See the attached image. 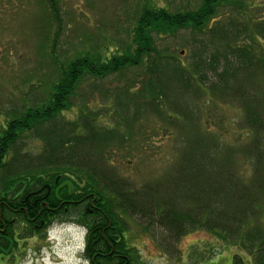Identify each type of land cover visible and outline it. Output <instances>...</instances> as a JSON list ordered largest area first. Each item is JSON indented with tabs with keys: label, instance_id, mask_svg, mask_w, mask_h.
Segmentation results:
<instances>
[{
	"label": "trees",
	"instance_id": "obj_1",
	"mask_svg": "<svg viewBox=\"0 0 264 264\" xmlns=\"http://www.w3.org/2000/svg\"><path fill=\"white\" fill-rule=\"evenodd\" d=\"M38 1L41 53L50 41L52 53L45 57L42 53L44 72L39 76L38 71V81L30 84L36 93L45 89L46 94L29 95L4 113L0 252L18 243L12 240L15 228H22L27 236L40 227L44 230L54 219L76 213L84 226L94 219L91 229L116 225L107 233L109 239L116 235V249L124 255L116 262L144 264L136 252L137 259L133 257V247L123 236L126 225L117 215L122 214L156 222L174 239L205 229L249 256L250 261L234 252L232 264H264V16L248 13L251 7L246 0H202L199 7L170 10L147 2L133 42L120 52L102 55L93 45L59 60L54 53L57 39L51 40L50 33L61 21L60 8L56 0ZM232 3H236L234 16L213 21ZM180 29L191 30L195 38L191 45L157 46L158 40ZM113 74L122 84L106 90L104 97L116 94V125H104L99 113L86 108L75 120L58 118L71 106L70 98L83 81L105 80ZM205 95L207 101L213 98L239 107L246 132L241 143L216 145L219 137L205 126L201 114V121L193 120ZM143 118L164 125L179 144L165 176L167 187L163 176L136 187L106 159L108 148L116 145L121 150L131 145L130 139L143 137L144 127L137 126ZM26 139L40 141L42 150L38 154L27 150L22 145ZM240 158L247 172L240 170ZM65 181H71L72 190L64 187L57 195L55 190ZM47 184L51 188L47 197V188L32 194ZM91 204L92 215L87 212Z\"/></svg>",
	"mask_w": 264,
	"mask_h": 264
},
{
	"label": "rangeland",
	"instance_id": "obj_2",
	"mask_svg": "<svg viewBox=\"0 0 264 264\" xmlns=\"http://www.w3.org/2000/svg\"><path fill=\"white\" fill-rule=\"evenodd\" d=\"M201 1L56 0L61 21L54 25L50 33L51 40L55 36L57 39L54 53L59 60H65L77 51L89 49L93 45L98 46L96 50L102 52V55L120 52L133 42L134 29L147 2L154 7L170 10L176 7H199ZM246 1L251 7L248 13L254 17L264 16V0ZM38 2L0 0V127L5 119L4 113L19 104L21 99L32 94L39 97L46 94L45 89H41L42 95L36 93L30 84H36V80L38 81L35 75L41 70L42 53L43 57L52 53L51 41L46 49L47 55L45 51L41 53L43 23ZM235 8L236 3L230 4L221 10L219 18L215 17L213 21L234 16ZM238 16L243 18L241 13ZM194 41L191 30L180 29L165 37L162 42L158 40L156 43L157 46L161 44L171 47L180 42L191 45ZM121 43L126 45L119 47ZM131 50L133 51L132 48ZM42 72L44 70L38 75ZM133 75V72H130L129 76ZM92 80L89 77L80 84L70 98L71 106L58 116L60 120H75L80 109L86 108L99 113L98 120L104 125H116V94L108 97L104 95L106 90L113 87L118 89L122 84L118 75L113 74L105 80ZM92 84H95V93L91 90ZM205 97L200 110H194L193 120L201 121V114L205 126L213 131L215 137H219L215 139L216 145L241 143L246 132L240 122L242 114L239 107L235 103H225L213 98L207 101V95ZM145 120L146 118H143L137 124L144 127L145 132L142 135H145V138L136 136L129 140L131 145L127 148L119 150L115 145L106 150V159L113 162L136 187L147 180L152 183L159 176L165 177L179 150V144L167 135L164 125L155 122V119H152L153 122ZM25 136L23 135V138ZM22 145L33 154L42 150L40 141L36 139H26ZM238 166L240 170L247 172V164L243 159L240 158ZM167 184L168 178L165 177L164 186L167 187ZM93 206L94 204L89 209L93 210ZM117 215L126 225L123 236L128 245L133 247V257L137 259L139 254L138 258L144 264H232L234 252L242 253L249 260V256L240 247L224 244L215 234L205 229H194L183 237L174 239L166 228L156 222L151 223L140 215ZM77 217L75 213L71 218L67 216L54 219L44 230L37 231V235L25 236L22 228H15L17 233L12 240H17L18 243L8 251L1 250L0 264H88L82 254L86 227L82 222H78ZM19 223L18 221L17 224ZM146 224H150L147 230L144 229Z\"/></svg>",
	"mask_w": 264,
	"mask_h": 264
},
{
	"label": "flooded vegetation",
	"instance_id": "obj_3",
	"mask_svg": "<svg viewBox=\"0 0 264 264\" xmlns=\"http://www.w3.org/2000/svg\"><path fill=\"white\" fill-rule=\"evenodd\" d=\"M64 187H67L68 191L70 192L73 188V185L71 186L70 190H69L68 185H65ZM46 188L48 190H47V194L44 197H47L49 193L51 192L50 187L48 188V187L43 186L37 191L40 190L41 191L40 193H44ZM87 212L90 215H92L93 210L89 211V208H88ZM93 223H94V219H92V222H89L88 220L85 223L86 225L85 226L86 232L84 235L85 246L82 250V254L86 262L88 264H128V261L127 260L122 261L123 259H120L116 262V257L120 255V257L123 258L124 255H121L119 251L116 249V235L115 237H113L114 239L113 238L109 239L108 234H107V233L115 231L116 225L113 226L111 223H109V225H101V226L99 225L97 228L91 229L93 227L92 225ZM41 229L42 228L40 227L39 229L34 230V232L31 235H37V231Z\"/></svg>",
	"mask_w": 264,
	"mask_h": 264
},
{
	"label": "water",
	"instance_id": "obj_4",
	"mask_svg": "<svg viewBox=\"0 0 264 264\" xmlns=\"http://www.w3.org/2000/svg\"><path fill=\"white\" fill-rule=\"evenodd\" d=\"M65 185H68L69 190L71 189V186H72L71 182H69V181H65L63 184H61L59 187H57L55 193L58 195L59 190H60L62 187H64ZM47 187L49 188V185H47ZM39 192H41V191L39 190V191L34 192V193H32V194H38ZM89 211H92V209H89Z\"/></svg>",
	"mask_w": 264,
	"mask_h": 264
}]
</instances>
